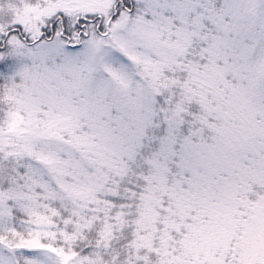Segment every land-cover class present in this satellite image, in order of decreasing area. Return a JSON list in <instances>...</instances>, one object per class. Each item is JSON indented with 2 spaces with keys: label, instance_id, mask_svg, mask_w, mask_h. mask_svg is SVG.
I'll return each mask as SVG.
<instances>
[{
  "label": "snow or ice",
  "instance_id": "obj_1",
  "mask_svg": "<svg viewBox=\"0 0 264 264\" xmlns=\"http://www.w3.org/2000/svg\"><path fill=\"white\" fill-rule=\"evenodd\" d=\"M0 264H264V0H0Z\"/></svg>",
  "mask_w": 264,
  "mask_h": 264
}]
</instances>
